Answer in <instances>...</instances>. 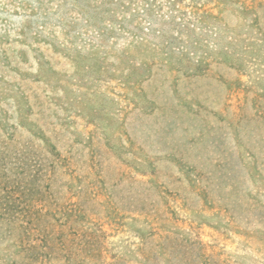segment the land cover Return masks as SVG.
Instances as JSON below:
<instances>
[{
    "label": "rangeland",
    "instance_id": "rangeland-1",
    "mask_svg": "<svg viewBox=\"0 0 264 264\" xmlns=\"http://www.w3.org/2000/svg\"><path fill=\"white\" fill-rule=\"evenodd\" d=\"M2 4L0 264H264V0Z\"/></svg>",
    "mask_w": 264,
    "mask_h": 264
},
{
    "label": "trees",
    "instance_id": "trees-1",
    "mask_svg": "<svg viewBox=\"0 0 264 264\" xmlns=\"http://www.w3.org/2000/svg\"><path fill=\"white\" fill-rule=\"evenodd\" d=\"M99 1V0H98ZM8 13L9 11L5 9V6H3L2 4V0H0V17L4 14V13ZM111 23H114L113 21ZM112 24H111V28H112ZM106 29H108V27H106Z\"/></svg>",
    "mask_w": 264,
    "mask_h": 264
}]
</instances>
